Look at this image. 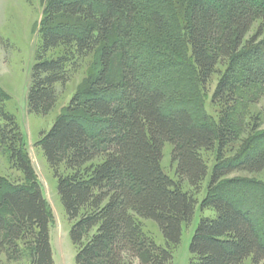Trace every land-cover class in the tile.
<instances>
[{"label": "trees", "instance_id": "16d2710c", "mask_svg": "<svg viewBox=\"0 0 264 264\" xmlns=\"http://www.w3.org/2000/svg\"><path fill=\"white\" fill-rule=\"evenodd\" d=\"M138 14L136 0H49L43 18L31 112L48 115L58 85L97 57L90 90L74 95L40 141L72 224L75 264H170L198 205L182 183L200 188L209 171L202 151L237 140L248 99L264 96V0H190L187 43L200 84L227 67L214 93L226 107L217 128L166 105V92L134 51ZM151 20L164 24L158 10ZM21 143L20 126L0 101V150L27 180L0 175V264H55L50 213ZM166 144L178 181L162 166ZM236 171H264V145L215 166L210 186ZM206 204L215 215L200 220L189 264H264V229L254 213L220 195ZM142 219L157 223L166 246L144 231Z\"/></svg>", "mask_w": 264, "mask_h": 264}, {"label": "rangeland", "instance_id": "374dc122", "mask_svg": "<svg viewBox=\"0 0 264 264\" xmlns=\"http://www.w3.org/2000/svg\"><path fill=\"white\" fill-rule=\"evenodd\" d=\"M49 0H0V101L1 106L17 120L21 132V148L26 154L35 180L40 185L51 217L50 233L55 264H75L76 248L70 238L71 222L58 194V181L49 165L40 141L43 132L51 129L56 119L75 94L89 91L90 78L96 72V55L91 54L72 74L65 85H58V103L48 115L31 112L28 92L31 73L37 52L41 46L43 18ZM139 14L134 35V51L147 64L154 83L167 94V106L187 108L197 120L205 121L217 128L223 121L226 107L214 102V93L227 69L220 65L210 83L202 86L197 69L191 59L187 43L188 8L190 0H136ZM154 10H158L164 24L158 26L151 20ZM256 22L249 36L259 27ZM165 35V36H164ZM163 37V38H162ZM243 126L237 129L238 139L229 142L221 150L202 151L209 171L199 189L183 182V189L189 191L198 205L192 223L185 225L181 243L173 248L170 264H189L190 244L195 230L203 217H213L215 212L206 201L213 195H220L251 210L264 229V171L249 173L236 171L210 186L213 169L224 160L244 155L253 148L264 145V96L257 100L248 99ZM237 120L236 116H233ZM92 125V120H87ZM172 146L166 144L162 166L164 171L178 181L176 163L172 161ZM0 175L13 183H27L22 172L13 169L8 155L0 150ZM144 231L156 243L166 246V240L152 220L142 219ZM4 263L5 260H3ZM8 264H29L27 259ZM138 264V263H137ZM243 264H251L246 260Z\"/></svg>", "mask_w": 264, "mask_h": 264}]
</instances>
